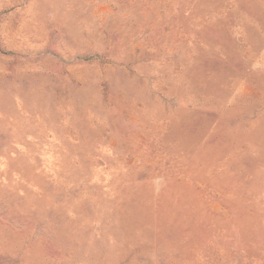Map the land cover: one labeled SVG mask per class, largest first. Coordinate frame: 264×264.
<instances>
[{
	"label": "rangeland",
	"instance_id": "obj_1",
	"mask_svg": "<svg viewBox=\"0 0 264 264\" xmlns=\"http://www.w3.org/2000/svg\"><path fill=\"white\" fill-rule=\"evenodd\" d=\"M0 264H264V0H0Z\"/></svg>",
	"mask_w": 264,
	"mask_h": 264
}]
</instances>
